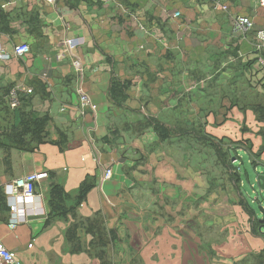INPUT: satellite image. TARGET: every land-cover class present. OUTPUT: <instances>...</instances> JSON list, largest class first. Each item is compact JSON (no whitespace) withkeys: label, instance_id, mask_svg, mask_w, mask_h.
Here are the masks:
<instances>
[{"label":"crops","instance_id":"obj_1","mask_svg":"<svg viewBox=\"0 0 264 264\" xmlns=\"http://www.w3.org/2000/svg\"><path fill=\"white\" fill-rule=\"evenodd\" d=\"M114 1L0 0V45L10 56L0 62V90L19 89L25 111L52 119L50 143L35 153L12 151L10 169L0 152V187L32 173L52 175L39 186L46 216L13 232L0 200V245L17 264L259 259L264 225L256 206L264 198H248L245 180L258 195L264 152L253 155L264 146L263 125L252 107L262 89L249 79L264 76L257 39L264 0ZM237 17L252 20L255 30L234 35ZM68 40L77 43L71 54ZM23 44L30 53L18 60L14 50ZM73 55L85 68L86 109ZM115 83L130 84L121 107L111 98ZM151 120L174 138L161 141ZM246 156L254 172L245 179L237 165ZM106 168L112 180L100 185ZM88 177L96 186L85 202L46 225L51 183L64 187L71 208Z\"/></svg>","mask_w":264,"mask_h":264},{"label":"trees","instance_id":"obj_2","mask_svg":"<svg viewBox=\"0 0 264 264\" xmlns=\"http://www.w3.org/2000/svg\"><path fill=\"white\" fill-rule=\"evenodd\" d=\"M249 84L255 90H257L259 87L262 90H264V76L263 78H261L260 73L252 74L249 79ZM129 86L130 84L128 83H125L123 85L120 83H115L112 85L111 98L120 107L125 104V99H126L125 91L128 90ZM11 90L12 89L0 90V108L6 105L4 103V99L8 98V95ZM20 97H21L20 107L15 110H12L13 117H12V127L10 131L6 134L0 135V138H5L6 140L4 142H0V146H1L0 152L2 151L7 155L4 161L6 163V166H8V169L11 168L9 154L12 151H19L23 153H35L40 146L50 143L49 128L52 125V119L48 115L40 116L35 112L25 111L24 107L27 101L25 100L24 96H22L21 94ZM252 110L256 114V121L263 125V128L259 134L260 137L263 139V144H264L263 98L261 99V101L257 102L254 107H252ZM9 111H11L10 108ZM149 125L152 129H154L155 133L158 135V138L161 141L164 142L166 140H170L174 138L173 131L170 128H168L165 124L159 123L156 120H151ZM204 138L208 139L207 137L204 136L203 138L200 137L199 139L200 141H203ZM263 152H264V146L257 155H253V156L257 157ZM217 154H218V158L222 161H225L228 158L227 153H224L221 149H218ZM48 175L50 179L52 177L51 173H48ZM99 184H100V180H99ZM95 186H96V182H94V179L88 177L86 181L82 183V185L80 186L79 195L76 201L77 205L70 208L66 206V202L68 200V193L65 191L64 187H62L60 184L52 182L48 192V206L50 209V213L47 215L48 218L46 219L47 220L46 225L47 224L50 225L51 222L54 221L55 219L65 217L71 214L73 211H75V209H77L83 202H85L87 196L94 189ZM260 192H262L261 189ZM259 195L260 194L256 196L258 197ZM0 200L5 201L6 203L2 189H0ZM72 237H70V240H73L71 239ZM260 256H264V251Z\"/></svg>","mask_w":264,"mask_h":264},{"label":"built area","instance_id":"obj_3","mask_svg":"<svg viewBox=\"0 0 264 264\" xmlns=\"http://www.w3.org/2000/svg\"><path fill=\"white\" fill-rule=\"evenodd\" d=\"M105 4L114 3V0H103ZM264 5V1L262 2ZM220 10L226 11V7H220ZM232 30L234 35L246 36L255 30V24L252 20L245 17H237L232 21ZM257 39L260 41V49L264 50V31L257 32ZM67 52H71V49L77 46L76 41L68 40L65 42ZM30 53L29 45L23 44L15 48L14 56L16 59L21 60ZM71 54V53H70ZM10 59V56L6 54L3 47L0 45V62H4ZM64 59V56L58 57V61ZM72 69L74 74L80 83L76 90L78 101L82 109L91 107V101L86 93L83 82L85 79V68L81 60L72 56ZM20 94L19 89H12L8 95V103L12 110L20 107ZM94 108V107H92ZM104 176V179L102 177ZM112 170H105L100 179V185L105 181L112 179ZM49 179L48 173H32L22 178L13 180L0 187L3 190L8 207L11 209V219L9 222V230L15 231L21 224H27L32 218L46 216L41 206V195L38 187ZM0 264H17L12 253L6 249L3 245H0Z\"/></svg>","mask_w":264,"mask_h":264},{"label":"rangeland","instance_id":"obj_4","mask_svg":"<svg viewBox=\"0 0 264 264\" xmlns=\"http://www.w3.org/2000/svg\"><path fill=\"white\" fill-rule=\"evenodd\" d=\"M254 74V73H253ZM252 95H255V94H252ZM261 96H262V98H263V102H264V90H262V92H261ZM252 100H254V96H252ZM259 101H261V100H256V102H259ZM5 106H2L1 108H0V135H2V134H6V133H8L9 131H10V129H11V127H12V117H13V112H12V109L9 107V103H8V100H7V98H6V100H5ZM11 109V111H9V108ZM201 137V136H200ZM199 137V138H200ZM4 141H6L5 140V138H0V142H4ZM201 142V141H200ZM203 144V143H202ZM1 147V146H0ZM242 157V156H241ZM243 160H242V162H241V164H239V165H237L240 169H241V172L243 173V175H244V178L246 179V174H247V172H249L250 173V171L251 172H254V170H253V168H252V166H251V164L249 163V158L246 156V157H244V158H242ZM239 160V159H238ZM236 161L237 160H235V163H236ZM106 170H109V168H106ZM264 169L263 168H258V170H257V174H259V176H262V174H264V171H263ZM253 176V175H252ZM102 179H104V176L102 177ZM112 180V179H111ZM110 180V181H111ZM246 181V192L248 193V198L249 197H252V198H255V194H254V190L252 189V186L248 183V181H247V179L245 180ZM106 182V181H105ZM107 182H109V181H107ZM102 184H104V183H102ZM260 187H259V185H258V190H257V192H258V194H260L261 196H260V198H264V196H262V195H264V191H262V194L260 193V189H259ZM6 204H7V202H6ZM7 206H8V204H7ZM9 209H10V207H8ZM256 208H257V211L260 213L259 215H260V217H261V219H260V221L262 222L263 221V219H264V217H263V215H262V213H263V211H264V202L262 201V206H260L259 204L256 206ZM10 212H11V209H10ZM12 213V212H11ZM10 219H11V216H10ZM9 222H10V220H9ZM9 225V224H8ZM21 225H23V224H21ZM20 226V225H19ZM18 226V227H19ZM17 227V228H18ZM264 239V238H263ZM236 264H264V256H262V257H260L259 259H258V257L257 258H250V259H248V260H244V261H242V262H240V263H236Z\"/></svg>","mask_w":264,"mask_h":264},{"label":"water","instance_id":"obj_5","mask_svg":"<svg viewBox=\"0 0 264 264\" xmlns=\"http://www.w3.org/2000/svg\"><path fill=\"white\" fill-rule=\"evenodd\" d=\"M257 182H258V185L261 187V189L264 191V176H258ZM262 215L264 217V211H263ZM261 223L264 225V219Z\"/></svg>","mask_w":264,"mask_h":264}]
</instances>
